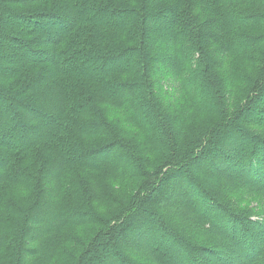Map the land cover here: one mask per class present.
Listing matches in <instances>:
<instances>
[{"label": "trees", "instance_id": "obj_1", "mask_svg": "<svg viewBox=\"0 0 264 264\" xmlns=\"http://www.w3.org/2000/svg\"><path fill=\"white\" fill-rule=\"evenodd\" d=\"M34 1L0 0V53H10L0 58V125L10 126L0 127V264H264V138L247 126L264 130L254 115L264 0H44L26 11ZM164 17V32L147 27ZM252 62L256 78L233 74ZM200 114L215 121L194 133ZM149 152L162 158L155 168ZM194 160L217 170L187 169ZM128 181L137 187L124 203L113 187ZM236 199L254 202L238 210ZM99 200L115 208L105 214ZM80 225L99 226L84 245L68 235ZM120 236L143 242L116 249Z\"/></svg>", "mask_w": 264, "mask_h": 264}, {"label": "rangeland", "instance_id": "obj_2", "mask_svg": "<svg viewBox=\"0 0 264 264\" xmlns=\"http://www.w3.org/2000/svg\"><path fill=\"white\" fill-rule=\"evenodd\" d=\"M262 4V3H261ZM47 6V3H45L44 0H36L34 1L33 3L31 4H24V9H26V11H38L40 9H44L46 8ZM167 18H149L147 20V27H149L150 29H154L158 32H164L166 30V27H167ZM11 21L8 20V23L10 24ZM24 25L28 26V27H33L36 26L35 24H31L30 21H25L23 22ZM40 27H44V28H49V23H40ZM55 32H58V31H55ZM46 38V37H45ZM19 53V52H18ZM1 54V53H0ZM17 54V53H15ZM21 55H25V53L21 54ZM170 56V52L169 53H165L164 55V58H168ZM10 57V53H5L4 55L1 54L0 55V58H2L3 60H6V59H9ZM242 62V61H241ZM242 65H246L244 62H242ZM134 66V64H133ZM95 68V69H94ZM258 68H259V63L255 62V63H251V66H246V67H234V72L233 74L235 73H241L242 75H246V76H249L250 79H254L257 77L258 75ZM91 72L92 73H97L98 72V69L96 67H93L91 69ZM236 84L240 85V82H236ZM246 84L245 83V87H246ZM243 87V86H242ZM242 87L240 90H236L234 92H232V97L235 99H239V101L243 98V90H242ZM159 95V94H157ZM156 95V96H157ZM160 97V98H159ZM159 97L157 96L158 98V101L159 103H161V105H165L163 106V108H166L168 107L167 109L169 110L171 108V103L168 99V97L166 95H159ZM5 100L7 99H4L1 103L2 105V109L3 108H6L7 106L11 107L13 109V111H20L21 113H24L25 111L18 108L17 106H14L13 104H10V102H6ZM170 103V105H168ZM259 109V108H258ZM230 111L232 112L233 110L230 109ZM235 112V111H234ZM233 113V112H232ZM256 116L260 117L262 120H264V104L261 105V110L259 109L258 111L255 112ZM233 116H236V120L237 118L239 117V114L237 113H234L232 114ZM246 118H252L251 115H246ZM240 119V118H238ZM215 121V117L213 116H210V115H206V114H200V115H194L193 118L190 119L189 122H191L195 127H194V133H199L202 131V129H200V127H206L208 124H210L211 122ZM40 123H43L44 121L41 120L39 121ZM52 123H50L49 125H51ZM247 124V123H246ZM247 126H249L250 129L252 128H256L258 129L260 132V134H262L261 136L264 138V130L262 129L263 127H259L257 125H249L247 124ZM0 127L4 130H8V128H10V126H3V125H0ZM229 127V126H228ZM252 127V128H251ZM254 137L256 139H258V135L257 134H253ZM260 136V135H259ZM10 142H13L12 140ZM14 143V142H13ZM152 154L151 152L148 153V155ZM154 155V157H152V159L154 158L153 161H151V165H150V168H155L157 165H159V163L162 161V158L159 157L158 155L155 157L156 154H152ZM106 156H109L106 154ZM156 158V160H155ZM185 167L187 169L191 168V169H194L195 168H203L205 171H207V173H213V172H216L217 168L216 167H211L209 164L207 163H204V162H199L197 160H194L193 162H190L189 164L185 165ZM136 181H128V182H117L114 184V187L113 189L115 190H118L120 192V201L124 202V203H127L128 201V198L131 194V191L133 189H135L137 187L136 185ZM163 190H167V188H164ZM179 192L180 193H183V199H186L187 197L185 196V191L182 189V187L179 185ZM224 191H227V189H224ZM230 191H233V190H230ZM229 191V192H230ZM115 192V191H114ZM228 193V191H227ZM23 195H26L27 193H22ZM229 194V193H228ZM163 192L162 193H155L151 200L152 201V205L154 204H159L161 202V200H163ZM231 195H235V192H231ZM171 200H175V199H171ZM100 202L97 203V208L100 207L101 209H103L104 213L107 214L108 213V210L109 209H113L115 208L114 205L112 206H108L106 209H104L103 207L101 206H104L105 203H103V201L99 200ZM98 202V201H97ZM234 202L240 204L241 202L236 199ZM254 201H250V202H244V203H241L240 206L237 207L238 210H240L241 208H246V207H243V206H247V205H250V203H252ZM151 204V203H150ZM107 205V203H106ZM105 205V206H106ZM257 210V209H256ZM254 212V211H253ZM257 215H259V212H256ZM82 226L81 227H71L70 229H68V235L69 237H75L76 239L80 240V241H83V245L86 244L87 241L90 240L91 237L94 236V234L96 233V230L99 229V226L98 225H93V226H86V227H83L85 225H80ZM143 241H139V240H134L133 238L129 239V237H126V236H120L118 239H117V242L115 243L116 245V249H123V248H127L128 246H135V247H139L140 248V243L142 244ZM83 245L81 247H83ZM66 248L70 251V252H77V251H81L82 248H78L79 245H74L73 242L71 241H68L67 244H65ZM144 246L146 247H151V248H155L157 249L158 251L162 252L164 251L163 249V245L162 244H159L157 240H150L147 244H145ZM107 256L105 257H108V258H113L115 257L114 254H111V252H107L106 254ZM113 260V259H112ZM56 263H60L61 262V259L58 257Z\"/></svg>", "mask_w": 264, "mask_h": 264}]
</instances>
